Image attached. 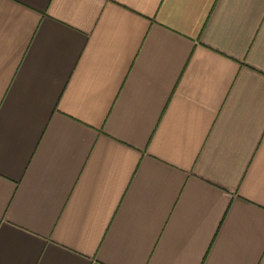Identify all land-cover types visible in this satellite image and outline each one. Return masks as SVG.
Returning a JSON list of instances; mask_svg holds the SVG:
<instances>
[{
    "label": "crops",
    "instance_id": "0c3cea01",
    "mask_svg": "<svg viewBox=\"0 0 264 264\" xmlns=\"http://www.w3.org/2000/svg\"><path fill=\"white\" fill-rule=\"evenodd\" d=\"M0 264H264V0H0Z\"/></svg>",
    "mask_w": 264,
    "mask_h": 264
}]
</instances>
